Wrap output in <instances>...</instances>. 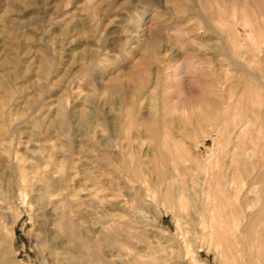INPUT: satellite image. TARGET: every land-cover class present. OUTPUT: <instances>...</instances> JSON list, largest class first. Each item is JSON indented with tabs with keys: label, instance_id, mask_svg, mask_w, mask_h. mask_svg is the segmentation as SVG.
<instances>
[{
	"label": "rangeland",
	"instance_id": "rangeland-1",
	"mask_svg": "<svg viewBox=\"0 0 264 264\" xmlns=\"http://www.w3.org/2000/svg\"><path fill=\"white\" fill-rule=\"evenodd\" d=\"M263 83L264 0H0V178L13 149L33 184L0 199V264L259 262ZM63 196L77 248L44 247Z\"/></svg>",
	"mask_w": 264,
	"mask_h": 264
},
{
	"label": "bare ground",
	"instance_id": "bare-ground-1",
	"mask_svg": "<svg viewBox=\"0 0 264 264\" xmlns=\"http://www.w3.org/2000/svg\"><path fill=\"white\" fill-rule=\"evenodd\" d=\"M201 12H203V11H201ZM140 14V13H139ZM262 41H263V39H262ZM185 48V47H184ZM172 49V48H171ZM226 53V52H225ZM229 55H231V54H229ZM227 56H228V54H227ZM232 56V55H231ZM234 57V56H233ZM190 58V57H189ZM174 59V58H173ZM188 59V58H187ZM231 60V59H230ZM54 62V61H53ZM231 62H233V60L231 61ZM234 62H236V61H234ZM53 65V64H52ZM198 65H201V64H197V62H196V64L195 63H193L192 62V64H190L189 65V67L190 68H192V69H194V70H196V67L198 66ZM54 66V65H53ZM52 67V66H51ZM85 67V66H84ZM204 68V67H203ZM172 69H173V72H174V74H175V76L173 77V79H178L179 81H181L182 80V74L185 72L184 71V67L183 66H178V65H175L174 67H172ZM200 70V69H199ZM201 70H204V69H201ZM85 72L86 70H82L81 72ZM196 72V71H195ZM248 73H249V71H247ZM253 75V74H252ZM168 78L171 80L170 81V83L172 84L173 83V79H172V77H171V75L170 76H168ZM258 78V77H257ZM136 81L137 82H140L141 80L140 79H138V78H136ZM143 82V81H142ZM250 82V81H249ZM170 84V85H171ZM264 84V83H263ZM140 87V86H139ZM112 94L113 93H120L121 94V89L120 88H113V89H111V91H110ZM129 99V98H128ZM260 103V102H259ZM234 104V103H233ZM34 106V105H33ZM254 107V106H253ZM27 109L28 110H30L31 111V113H35V111H36V108L35 107H30V106H28L27 107ZM227 112V111H226ZM226 114V113H225ZM230 116V115H229ZM10 117V116H9ZM161 120V119H160ZM13 121V120H12ZM93 121V120H92ZM10 122H11V119H8L7 117H6V119H5V126H7V130L8 131H10L9 130V125H10ZM22 122V121H21ZM56 122V121H55ZM17 123V122H16ZM54 123V122H53ZM226 124V123H225ZM39 125V124H38ZM14 126H15V124H14ZM17 126V125H16ZM12 127V126H11ZM51 128V127H50ZM85 128V127H84ZM88 128V127H87ZM158 128V127H157ZM52 129H53V132H55V131H62V132H69V130H68V127H67V124L66 123H64V121H58V122H56V123H54V124H52ZM86 129V128H85ZM120 129V128H119ZM6 130V131H7ZM50 130V129H49ZM12 131H14V129L13 130H11V132ZM49 132H51V131H49ZM37 132L35 131V133H34V135L36 134ZM39 133H40V131H39ZM39 133L37 134V135H39ZM155 133H156V131H155ZM12 134L13 135H15L16 137H18V139H19V136H20V133H19V131L17 130L16 132L14 131V132H12ZM157 134V133H156ZM163 134V133H162ZM36 135V136H37ZM114 136H115V134H114ZM153 136H154V134H153ZM163 137V136H162ZM162 137H161V140H162ZM166 137V136H165ZM153 138V137H152ZM160 140V141H161ZM12 143V142H11ZM161 143V142H160ZM162 144V143H161ZM15 145H17V144H15ZM166 145V144H165ZM161 146V145H160ZM168 146V145H167ZM159 147V146H158ZM13 148V147H12ZM13 150V149H12ZM12 150H10L9 149V155H10V161H9V163H10V165H9V168H8V171H6V172H3V173H5V175H4V177H1L0 178V184H2L1 185V191L3 192V193H1V191H0V194H1V196H0V199L1 200H3V202L5 203V202H7L8 204H9V206H10V204H13L16 200H22V199H26L27 197H28V195H29V189L30 188H32L31 186L33 185L29 180H27V176H26V174H25V172L23 171V168H22V166H19L18 164H17V162H22V161H24V160H22L21 158H19L16 154H15V152L14 151H12ZM33 151V150H32ZM5 153V152H4ZM51 153H52V150H51ZM50 153V154H51ZM162 152H160V154H161ZM160 156V155H159ZM161 156H162V154H161ZM163 156H164V154H163ZM162 156V157H163ZM48 157H51V156H48ZM165 157V156H164ZM164 157H163V159H164ZM66 158V157H65ZM24 159V158H23ZM51 159V158H50ZM163 159H161V158H159L158 159V162H157V164L159 163H161V165H163L162 163H163ZM3 160V159H2ZM63 161V160H62ZM165 162V161H164ZM38 163H40V162H38ZM44 163V162H43ZM23 164V163H22ZM41 164H42V162H41ZM61 164V163H60ZM157 164H156V166H157ZM169 164V163H168ZM5 165V164H4ZM59 165V164H58ZM160 165V166H161ZM61 168L59 169V170H62L63 168H64V164L62 163L61 164V166H60ZM158 167V166H157ZM1 168V167H0ZM5 168V167H4ZM3 168V169H4ZM59 168V167H58ZM159 168V167H158ZM7 170V169H6ZM81 171H83V170H81ZM39 172V171H38ZM59 172H61V171H59ZM35 173H37V172H35ZM138 173V172H137ZM2 174V173H1ZM40 174H41V172H40ZM47 176V175H46ZM138 176V175H137ZM140 176V175H139ZM48 177V176H47ZM33 179V178H32ZM48 179H49V177H48ZM46 177H44V183L43 184H45V189H46V191L48 192V193H50L51 195H52V193H56V192H58L59 191V189H60V187H61V184H62V182H64V180H65V178L64 177H59V179L58 180H48ZM52 179V178H51ZM160 179V178H159ZM41 181H42V179H40ZM33 181V180H32ZM35 186V185H34ZM235 188H236V190L238 191V190H241V187H238V185H236L235 184ZM62 189V188H61ZM31 191V190H30ZM46 192V193H47ZM48 195V194H47ZM54 195V194H53ZM55 195H58V193L57 194H55ZM65 195V194H64ZM69 195V194H68ZM46 197V196H45ZM49 197V196H48ZM37 198V197H36ZM7 199H9V201L7 200ZM33 200V199H32ZM39 201V200H38ZM17 202V201H16ZM46 202V201H45ZM48 202V201H47ZM23 203V202H22ZM51 204V203H50ZM53 204V208H54V213H55V211H56V213H57V218L55 219V226H56V228H57V231H55V232H52V233H50L48 236H50V238L49 239H47V235L44 233V231H45V223L43 224H40V226H39V229H40V231L44 234V237H42L41 238V240H42V243H43V246L44 247H46L47 245H48V243H50V242H52V245L53 244H58V243H60V240H62V238H64L66 241H68V242H71L76 248H77V245H76V243H75V239L76 238H80L81 236L80 235H78V234H80L79 232H77V231H79V230H77L76 229V231H74V227L75 226H77L76 225V223L74 222V221H71V219L69 220L68 218L69 217H67V213H66V207L67 206H69V200H68V198H67V196H63L62 198H60V201H58V203H52ZM46 205H47V203H44V202H42L41 201V203H40V209H44L45 207H46ZM7 206V205H6ZM9 206H8V210L10 209L9 208ZM12 206V205H11ZM15 209V208H14ZM13 209V210H14ZM3 210V209H2ZM213 210V209H212ZM53 211V210H52ZM46 212V211H45ZM48 213V212H47ZM46 213V214H47ZM49 214H51L50 212H49ZM53 214V213H52ZM55 215V214H54ZM53 215V216H54ZM3 216H4V213L2 212V211H0V219H3ZM47 216V215H46ZM50 216V215H49ZM55 217V216H54ZM14 218V217H13ZM50 218V217H49ZM15 219H16V217H15ZM3 221V220H2ZM14 221V220H13ZM1 224V223H0ZM14 226V225H13ZM11 227H12V224H11ZM13 228V227H12ZM110 230V229H109ZM112 230V229H111ZM51 231V230H50ZM117 233H119V231L117 232ZM117 236H118V234H116L115 233V230H114V232H107L106 233V236H105V238L102 240V242H103V244H112L113 242L114 243H116L118 246H120L119 245V240H118V238H117ZM82 237H84V236H82ZM133 237V236H132ZM138 238V237H137ZM78 240H80V239H78ZM84 241V240H83ZM64 242V241H63ZM85 243H86V246H87V249L90 251L91 250V248H95V246H96V244H94L95 242H92V241H85ZM61 246H63V245H61ZM97 247V246H96ZM63 249H65L64 248V246H63ZM69 249V248H68ZM96 249V248H95ZM102 250V249H101ZM70 251V250H69ZM80 251V250H79ZM236 251H237V249H236ZM235 251V252H236ZM263 252V251H262ZM264 253V252H263ZM52 254V253H51ZM260 255H261V253H259ZM258 254V255H259ZM91 255L97 260V259H99V252L98 251H91ZM259 255V256H260ZM252 256V255H251ZM255 256V255H254ZM257 256V255H256ZM255 256V257H256ZM61 256H57V257H54V259H55V261H56V264H64L65 263V261H64V259L63 258H60ZM8 258V257H7ZM9 259V258H8ZM93 261V260H92ZM258 261L259 262H257L256 264H264V254L262 255V256H260L259 258H258ZM66 263H67V261H66ZM4 264H7V263H4ZM9 264V263H8ZM10 264H16L15 262H11L10 261ZM50 264H53V261H52V263H50ZM68 264V263H67ZM252 264H254V263H252Z\"/></svg>",
	"mask_w": 264,
	"mask_h": 264
}]
</instances>
